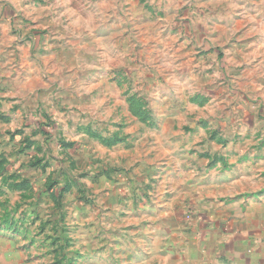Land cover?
<instances>
[{
    "label": "rangeland",
    "instance_id": "rangeland-1",
    "mask_svg": "<svg viewBox=\"0 0 264 264\" xmlns=\"http://www.w3.org/2000/svg\"><path fill=\"white\" fill-rule=\"evenodd\" d=\"M170 115L225 165L264 161V0H0V264H151L149 211L98 151L114 119Z\"/></svg>",
    "mask_w": 264,
    "mask_h": 264
},
{
    "label": "crops",
    "instance_id": "crops-1",
    "mask_svg": "<svg viewBox=\"0 0 264 264\" xmlns=\"http://www.w3.org/2000/svg\"><path fill=\"white\" fill-rule=\"evenodd\" d=\"M162 119L160 133L121 130L136 120L114 119L120 127L103 139L123 140L98 151L102 172L120 171L128 181L132 208L149 211L138 218L137 232L144 235L146 221L151 264H264V161L253 166L249 151L225 165L217 151L221 157L208 165L212 151L204 152L200 140L190 142L192 132L184 129L195 124L174 115ZM124 201L116 193L115 202Z\"/></svg>",
    "mask_w": 264,
    "mask_h": 264
},
{
    "label": "trees",
    "instance_id": "trees-1",
    "mask_svg": "<svg viewBox=\"0 0 264 264\" xmlns=\"http://www.w3.org/2000/svg\"><path fill=\"white\" fill-rule=\"evenodd\" d=\"M113 140V139H112ZM114 141V140H113Z\"/></svg>",
    "mask_w": 264,
    "mask_h": 264
}]
</instances>
